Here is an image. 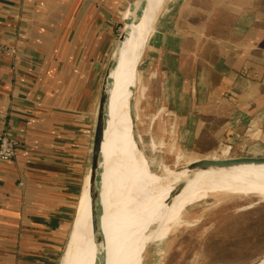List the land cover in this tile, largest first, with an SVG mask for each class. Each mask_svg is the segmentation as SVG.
<instances>
[{"label": "crops", "instance_id": "obj_1", "mask_svg": "<svg viewBox=\"0 0 264 264\" xmlns=\"http://www.w3.org/2000/svg\"><path fill=\"white\" fill-rule=\"evenodd\" d=\"M128 1L0 0V44L15 51L0 53V134L19 144L14 160L0 161V264H59L83 202L112 19ZM172 1L160 31L179 9L187 22L177 19L182 35L162 42L157 87L189 111L188 147L262 153L264 0ZM151 64L138 70L140 86Z\"/></svg>", "mask_w": 264, "mask_h": 264}, {"label": "rangeland", "instance_id": "obj_2", "mask_svg": "<svg viewBox=\"0 0 264 264\" xmlns=\"http://www.w3.org/2000/svg\"><path fill=\"white\" fill-rule=\"evenodd\" d=\"M134 2L135 0H129L128 8ZM172 3V0H156L153 7L147 12V18L145 17L141 22L142 32L139 36V57L141 60L140 64L138 63L140 66L138 70L143 68L144 60H151L152 68L146 75L142 86L139 85L141 80L137 79L134 93V101L137 106L135 108V114H137L135 131L136 137H139L141 148V152L137 151V153L144 159L148 172L163 175L174 174L168 170L185 167L199 156H195L188 147L190 135L182 128L183 121L188 117L189 111L185 112L178 108L180 100L177 98L172 100V96L168 98L166 94H163L164 89L159 90L157 87L159 85L157 74L162 69L160 64L162 42L167 39L168 35L172 37L182 33L181 27L184 25L176 27L177 19L179 20L178 25L182 21L187 22L184 12L182 14L179 9L172 18L173 28L160 31L161 20L171 8ZM124 16L125 14L112 19L114 22L113 44L115 45L111 58L117 52L120 38L126 30V23L123 22ZM126 64V58H124L111 72L108 80L110 92L117 90L118 94L124 95L119 91V87L126 71ZM106 72L107 68L100 80L101 88ZM141 87L144 90L143 95H140ZM160 91L163 92L160 93ZM141 101L143 105H141ZM186 101L188 102L187 99ZM124 106L127 107V105ZM96 120L97 117L94 129ZM124 128L130 132L129 121ZM130 137L132 140V136ZM93 140L94 136L92 146ZM149 144H154V146L150 147ZM91 152L86 176L91 168ZM106 158L107 154L100 175ZM116 169L117 167H113L105 175V184H108ZM83 185L84 182L81 188ZM189 205L181 208L164 226H161L159 221L156 222L146 234V240L133 249L132 258H135L134 252L144 243L147 246L140 256L143 257V264H254L264 258V201L262 202L258 198H240L220 193L214 194L208 202L197 200ZM211 232H214L215 236L210 235ZM208 235L212 237L210 238ZM76 241L75 238L74 242L76 243ZM74 246L75 244L72 247L74 248ZM67 251L68 248L64 256ZM64 256L62 259L60 257V264Z\"/></svg>", "mask_w": 264, "mask_h": 264}, {"label": "bare ground", "instance_id": "obj_3", "mask_svg": "<svg viewBox=\"0 0 264 264\" xmlns=\"http://www.w3.org/2000/svg\"><path fill=\"white\" fill-rule=\"evenodd\" d=\"M155 1L144 0V5L138 13V22L127 27L124 39L119 43L114 55L112 71L124 58L127 67L119 87V91L124 95L118 94L117 90L110 92L111 88L109 89L105 137L98 171V220L106 242L105 248L100 250L91 246L93 241L88 199L91 178L88 175L83 202L71 231L74 238L61 264H143V257L140 256L147 244H142L134 252L135 258H132L133 249L146 240V234L156 222L159 221L160 225L164 226L186 205H192L197 200L208 202L214 194L220 193L264 201V164L219 165L181 180L186 176L185 171L165 175L148 172L144 159L137 153L141 152V148L139 137H136L133 131L130 103L133 102L135 109L134 93L139 68L141 22ZM130 18V10L127 9L124 21H130ZM127 121L130 123L131 135L129 130L124 128ZM113 167L117 169L108 184H105L104 177ZM260 264H264V261Z\"/></svg>", "mask_w": 264, "mask_h": 264}, {"label": "water", "instance_id": "obj_4", "mask_svg": "<svg viewBox=\"0 0 264 264\" xmlns=\"http://www.w3.org/2000/svg\"><path fill=\"white\" fill-rule=\"evenodd\" d=\"M144 5V0H135V2L129 6L130 10V21H124L126 23V29L130 26V24H136L138 21V13L140 12L141 8ZM124 39V35L120 38V42ZM108 69L106 72L105 81L103 83V89L102 94L100 98V104L98 107V114H97V120L96 125L94 129V140H93V146H92V162H91V168L89 171V177L90 179V187L88 191V199L90 204V221H91V237H92V243L95 248L103 250L105 248V243L103 239V235L100 229V223L98 220V207H97V201H98V194H99V167L100 162L102 158V145L104 142L105 137V124H106V114H107V104L109 100V88H108V80L111 74L112 69L114 68V55L113 58H111ZM130 109H131V121L133 124V131L136 136L135 131V124H136V114L134 109L133 102L130 103ZM256 149H260L258 146H248V147H242L240 149H222V150H216L211 151L209 153H202L200 154L195 160L190 162L185 167H180L175 170H168L170 172L174 173H181L185 171L186 176L185 178H182L181 180H185L187 178H191L193 175H195L197 172L205 171L212 168H217L219 165H228V164H240V163H256L258 165L264 164V151L262 153H259L256 151ZM180 180V182H181ZM77 215V210L74 216V219ZM73 219V221H74ZM75 221L72 224V227L69 231L68 237L66 239V246L64 248V251L62 253L61 259L64 256V253L66 251L68 240L70 238L71 230L74 226ZM60 259V261H61ZM59 261V264H60ZM264 261V258L259 260L258 262L254 264H260Z\"/></svg>", "mask_w": 264, "mask_h": 264}, {"label": "built area", "instance_id": "obj_5", "mask_svg": "<svg viewBox=\"0 0 264 264\" xmlns=\"http://www.w3.org/2000/svg\"><path fill=\"white\" fill-rule=\"evenodd\" d=\"M13 49H9L0 45V53L12 56ZM19 144L14 140L10 134L3 132L0 134V161H11L17 157Z\"/></svg>", "mask_w": 264, "mask_h": 264}, {"label": "trees", "instance_id": "obj_6", "mask_svg": "<svg viewBox=\"0 0 264 264\" xmlns=\"http://www.w3.org/2000/svg\"><path fill=\"white\" fill-rule=\"evenodd\" d=\"M212 27H213V30L214 31L217 30L219 32H222V28L219 25H218V27H216V25H213ZM202 68H205V65H203ZM197 148L200 149V147H197ZM210 235H214L215 236V233L214 232H211ZM210 235H208V237L211 238L212 236H210Z\"/></svg>", "mask_w": 264, "mask_h": 264}]
</instances>
